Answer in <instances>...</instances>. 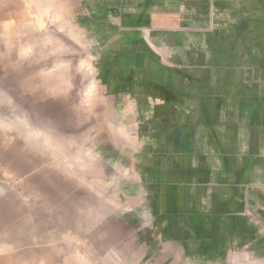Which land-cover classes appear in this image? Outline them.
<instances>
[{"label": "crops", "instance_id": "obj_1", "mask_svg": "<svg viewBox=\"0 0 264 264\" xmlns=\"http://www.w3.org/2000/svg\"><path fill=\"white\" fill-rule=\"evenodd\" d=\"M83 1L92 18V125L103 124L120 156L132 158L124 170L154 250L170 264H257L264 0Z\"/></svg>", "mask_w": 264, "mask_h": 264}, {"label": "rangeland", "instance_id": "obj_2", "mask_svg": "<svg viewBox=\"0 0 264 264\" xmlns=\"http://www.w3.org/2000/svg\"><path fill=\"white\" fill-rule=\"evenodd\" d=\"M85 2L0 0V264H170L136 217L132 158L92 125Z\"/></svg>", "mask_w": 264, "mask_h": 264}]
</instances>
